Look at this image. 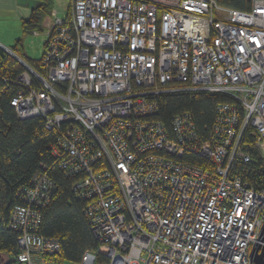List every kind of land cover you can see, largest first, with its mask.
<instances>
[{"label": "built area", "instance_id": "2783aa9c", "mask_svg": "<svg viewBox=\"0 0 264 264\" xmlns=\"http://www.w3.org/2000/svg\"><path fill=\"white\" fill-rule=\"evenodd\" d=\"M71 0L49 25L43 72L24 70L10 99L19 120L43 118L50 152L98 240L72 264H254L264 185V0ZM219 93L207 133L189 111L158 118L163 95ZM20 189L9 227L20 264H60L39 230L55 190L47 167Z\"/></svg>", "mask_w": 264, "mask_h": 264}, {"label": "trees", "instance_id": "16d2710c", "mask_svg": "<svg viewBox=\"0 0 264 264\" xmlns=\"http://www.w3.org/2000/svg\"><path fill=\"white\" fill-rule=\"evenodd\" d=\"M220 4L238 10L250 9L249 0H217ZM54 0H40L27 20L22 23L23 32L44 30L46 20L52 15ZM47 42L44 43V46ZM34 70L43 72V59L26 58L22 40L17 39L11 47ZM24 70L23 64L0 46V253L4 255L3 264H20L16 260L19 233L9 227L12 209L20 200V189L30 186L34 173L47 167V174L54 183L55 190L50 202L41 208V224L38 232L61 241L57 263L79 262L84 253L96 254L99 242L96 240L89 220L84 214L86 202L76 198L74 183L77 177L65 176L51 156L50 143H54L55 130L45 127L44 119L34 117L19 120L11 97L19 88L16 76ZM230 102L231 98L219 93H181L163 95L160 99V114L168 125L171 116L189 111L194 117L199 132L207 133L214 120L215 107L220 102ZM242 171L255 186L264 185V164H249Z\"/></svg>", "mask_w": 264, "mask_h": 264}, {"label": "rangeland", "instance_id": "374dc122", "mask_svg": "<svg viewBox=\"0 0 264 264\" xmlns=\"http://www.w3.org/2000/svg\"><path fill=\"white\" fill-rule=\"evenodd\" d=\"M71 0H54V9L51 16L48 17L46 20V23L44 25V30H38V31H27L26 33L23 32L21 28V21L18 19H14L13 14L7 13L5 15V18L0 21V30L3 35V37L14 38V39H21L22 40V46L24 55L26 58L31 59H39L42 57L45 46L44 43L48 40V33H49V25L53 23V21L56 18H60L62 20H65L71 11ZM15 12V11H14ZM51 26V25H50ZM14 44L16 43L13 42ZM13 43L6 42L1 43L4 45V47H8L11 49V47L14 45ZM15 53V52H14ZM16 54V53H15ZM17 55V54H16ZM18 56V55H17ZM22 58V57H21ZM65 264H72L71 262H66Z\"/></svg>", "mask_w": 264, "mask_h": 264}, {"label": "crops", "instance_id": "0c3cea01", "mask_svg": "<svg viewBox=\"0 0 264 264\" xmlns=\"http://www.w3.org/2000/svg\"><path fill=\"white\" fill-rule=\"evenodd\" d=\"M39 4L40 0H0V21L5 18V15L7 13H11L13 14L14 19H18L19 21H21V23H23L24 20H27L29 18L32 11L36 9L37 5ZM0 33H2L1 30ZM8 40L11 43L17 41L14 38H5L0 34V45H2L1 43L8 42ZM2 47H4V45H2Z\"/></svg>", "mask_w": 264, "mask_h": 264}, {"label": "water", "instance_id": "95a60500", "mask_svg": "<svg viewBox=\"0 0 264 264\" xmlns=\"http://www.w3.org/2000/svg\"><path fill=\"white\" fill-rule=\"evenodd\" d=\"M0 46L2 47V45ZM263 221H264V218H263ZM260 232L261 233L258 237V241L255 242V244L253 245V249L251 251L252 262L254 264H264V222H263ZM4 261H5V257L4 255L0 253V264H3Z\"/></svg>", "mask_w": 264, "mask_h": 264}]
</instances>
